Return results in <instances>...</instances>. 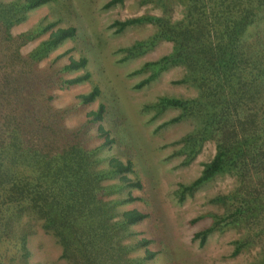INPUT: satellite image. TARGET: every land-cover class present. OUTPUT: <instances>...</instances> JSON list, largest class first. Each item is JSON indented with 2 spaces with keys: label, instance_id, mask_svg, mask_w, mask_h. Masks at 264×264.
<instances>
[{
  "label": "trees",
  "instance_id": "trees-1",
  "mask_svg": "<svg viewBox=\"0 0 264 264\" xmlns=\"http://www.w3.org/2000/svg\"><path fill=\"white\" fill-rule=\"evenodd\" d=\"M53 0H0V264H30L27 238L36 216L42 228L53 233L62 247L60 258L72 264H138L154 255L145 249L138 257L128 252L146 246L148 239L122 240L132 225L149 213L118 206L139 199L125 188L143 189L130 159L104 154L115 136L103 127L108 107L100 103L85 112L74 126L66 118L88 107L100 94L94 85L87 93L61 107L54 104L58 89L88 80L90 73L67 77L85 68L87 58L67 56L66 50L42 60L77 28L56 21L39 20L31 29L13 33L29 10ZM109 0L107 6L123 3ZM161 14L116 20V31L129 25L152 24L147 39L123 48L122 59L135 57L160 41L172 42L169 53L144 62L133 73L149 72L141 87L163 70L176 65L185 69L175 83L197 89L192 97L163 95L153 102L158 112L178 108L180 113L164 122L190 118L194 124L180 142L189 163L207 140L216 145L214 156L203 164L199 176L179 185V194H192L216 175L232 173L237 185L211 198L226 206L212 224L199 232L203 243L214 229L245 227L235 240L233 254L258 247L249 264H264V0H140ZM175 6L181 16L174 18ZM39 35H47L32 50L21 48ZM102 163H104L102 165ZM116 179L115 183H104Z\"/></svg>",
  "mask_w": 264,
  "mask_h": 264
},
{
  "label": "rangeland",
  "instance_id": "rangeland-1",
  "mask_svg": "<svg viewBox=\"0 0 264 264\" xmlns=\"http://www.w3.org/2000/svg\"><path fill=\"white\" fill-rule=\"evenodd\" d=\"M10 2L12 0H1ZM109 0H53L27 11L26 18L12 28L13 33L33 28L39 20L56 21V27L72 24L77 28L74 38L66 39L42 60L70 50L67 56L87 58L85 68L70 71L67 77L90 73L88 80L66 89H58L54 104L57 107L72 102L78 94L87 93L94 85L100 94L88 107L72 113L66 118L68 126H74L85 112L96 109L100 103L106 104L108 113L102 122L115 136L110 149L104 154L130 159L133 173L128 177L142 180L143 189L125 188L113 192L122 196L130 192L139 199L124 203L119 209L136 208L146 211L149 216L140 223L130 226L136 234L126 236L122 243L138 238L148 239L146 246L131 250L128 256L134 258L145 254V249L154 255L138 264H249L256 260L258 247H246L233 254L235 240L243 237L245 227L214 229L208 233L203 243L196 233L210 226L214 215L226 210L222 203L212 202L214 196L228 193L237 185V176L232 173L216 175L212 180L197 188L192 194L180 195L179 185L188 184L200 175L203 164L216 152L213 140H207L198 154L189 163H184L185 154L180 151V139L194 127L189 118L168 123L180 113L178 108H167L160 112L152 107L163 95L192 97L197 89L187 84L175 83L183 77L185 69L181 65L171 66L149 83L137 84L149 72L133 73L144 62L155 60L172 49V42L160 41L141 55L122 59L123 48L136 40L147 39L155 31L152 24L129 25L116 31L113 22L142 14H161L152 4L140 0H124L107 6ZM174 18L181 16V8L175 6ZM47 35H39L26 43L21 50H32ZM104 163H102L103 165ZM108 179L104 183H115ZM30 222L27 238L30 264H72L60 258L62 247L53 233L42 228V220L36 216L23 218Z\"/></svg>",
  "mask_w": 264,
  "mask_h": 264
}]
</instances>
